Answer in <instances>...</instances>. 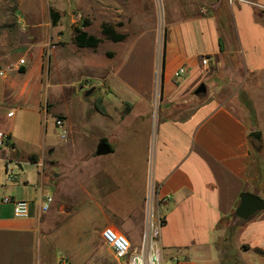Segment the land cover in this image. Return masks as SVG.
<instances>
[{
    "label": "crops",
    "instance_id": "1",
    "mask_svg": "<svg viewBox=\"0 0 264 264\" xmlns=\"http://www.w3.org/2000/svg\"><path fill=\"white\" fill-rule=\"evenodd\" d=\"M160 3L165 31L159 101L184 102L183 108L156 125L144 124L159 98L157 30L137 36L119 56L112 52L118 60L106 75L110 87L116 94L135 96H127L131 102L126 96H104L99 101L105 114L93 109L87 116L98 113L106 121L113 110L121 120L123 112L116 111L113 97L120 110L129 106L125 116L134 115L138 123L104 125V134L94 136L90 131L94 145L82 160L114 156L91 174L75 162L62 167L56 145L21 126L46 108L67 122L65 112L43 103L44 55L51 59L58 46L45 47L54 36L59 45L65 43L57 28L60 19L52 26L49 17L32 30L45 38L20 49L26 60L23 72L13 69L0 76V131L10 137V149L0 154V264H121L101 233L112 228L137 248L159 218L160 264H230L231 252L240 264H264V255L255 251L264 252V210L246 223L233 217L241 193L264 200V0ZM85 31L102 35L101 30L99 35ZM76 48L67 61L72 57L81 68L88 67L95 49L84 54ZM204 57L206 66L200 61ZM181 67L185 74L176 80ZM217 73L226 77L212 81ZM206 82L211 91L197 98L194 90ZM232 86L242 91L249 110L236 102V92L229 94ZM254 132L260 133L259 140L251 137ZM125 138L131 140L130 149L118 143ZM102 141L110 152L96 156ZM66 144H73L71 138ZM2 197L27 201L28 216L15 218ZM47 197L49 207L43 211ZM230 228L235 231L228 240Z\"/></svg>",
    "mask_w": 264,
    "mask_h": 264
},
{
    "label": "rangeland",
    "instance_id": "2",
    "mask_svg": "<svg viewBox=\"0 0 264 264\" xmlns=\"http://www.w3.org/2000/svg\"><path fill=\"white\" fill-rule=\"evenodd\" d=\"M50 10L59 14L60 22L57 28L64 33L65 43L59 45L60 42L54 36L50 38L45 47L49 51L53 50L54 46H58L57 51L51 53V59L48 58V55H44L43 72L46 90L43 103L48 101L54 108L66 113L67 136L65 140L60 139L59 130L54 126L56 116L52 111L45 116H28L21 126H28L26 130H36L46 137L47 142L54 143L58 148L56 159L60 161L62 167L69 168L75 162L82 172L91 174L99 163H106L114 159L113 155H106L101 160H82L93 148V136L104 134V125L138 122L134 115L126 117L125 114L128 113L129 106L123 105L120 110L119 101L113 97V104L118 107L116 111L123 112L121 120L107 104L106 108L111 111L109 119L106 121L98 113H94L90 118L87 114L89 110L95 109L96 103L104 96H135L130 91L117 92L116 94L106 77L116 65L120 52L126 49L137 36L157 30L161 63L165 31L162 5L160 0H0V68L23 57L20 49L25 45L44 40V36L36 34L32 30L50 17ZM77 15L80 16V21L73 22ZM83 20H87L89 23L83 30H89L99 35L101 25L108 23L115 28L117 33L124 36V40L112 42L100 35L101 44L95 48L94 54L91 53L92 58L88 57L89 59H87L90 64L88 67L81 68L77 59L74 60L71 57L70 62L67 60L71 50L76 47L70 41L72 39L69 37V30L73 35L75 27H80ZM76 49L79 53L84 54H89L92 50L91 48ZM112 52L118 53L117 58ZM59 55L63 57V60L58 57ZM107 74L108 76H106ZM224 77L226 76L223 73H217L212 81L220 82ZM206 83L203 84L210 92L212 86L209 82ZM157 86L159 88V72ZM235 89L236 86H232L229 94L236 92ZM241 93L242 91L236 92V102L249 110L248 105L243 102L244 96ZM158 96L159 98L154 103V111L144 117V124L156 125L158 121L173 118L178 110L183 108L184 102L176 105L162 103L161 100L159 101V93ZM205 96L196 97L204 98ZM126 99V102H131L130 97ZM91 130L93 136L90 134ZM106 137L111 141L109 134ZM68 138H71L73 144H66ZM118 141L125 148L130 149L132 146L131 140L127 138ZM229 256L231 262L228 263L240 264L235 261L236 256L233 252ZM126 263L127 260L121 261V264Z\"/></svg>",
    "mask_w": 264,
    "mask_h": 264
},
{
    "label": "built area",
    "instance_id": "3",
    "mask_svg": "<svg viewBox=\"0 0 264 264\" xmlns=\"http://www.w3.org/2000/svg\"><path fill=\"white\" fill-rule=\"evenodd\" d=\"M80 21V16L77 15L73 22ZM202 66L208 64L207 58H201ZM26 64L25 58L19 59L14 65L5 66L0 69V76H5L13 69L19 70ZM185 74L183 67L179 68L174 73V78L180 79ZM46 107V106H45ZM43 115H47V108L43 110ZM13 112H9L7 117H12ZM54 126L59 130V137L62 140L66 139L67 129L64 118L58 116L54 118ZM10 149V137L7 133L0 131V154L2 150ZM38 168L43 167L42 162L36 164ZM6 172L10 173L6 166ZM47 203L42 207L43 211H47L50 199L46 198ZM1 202L12 206L13 216L15 218H25L28 216L29 203L23 200H15L10 197H2ZM163 227V219L159 218L158 222L154 226H150L145 234L142 236L141 244L137 248H133L128 239L121 233L115 231L112 228H106L101 233V239L104 244L111 250L113 257L117 261L127 260V264H160L161 263V250L158 247V239Z\"/></svg>",
    "mask_w": 264,
    "mask_h": 264
},
{
    "label": "trees",
    "instance_id": "4",
    "mask_svg": "<svg viewBox=\"0 0 264 264\" xmlns=\"http://www.w3.org/2000/svg\"><path fill=\"white\" fill-rule=\"evenodd\" d=\"M50 19H51V24L52 26H56L58 21H59V14L56 11L50 10ZM89 25L87 20H83L81 22L80 27H75L74 29V37L72 42L74 45H76L78 48H91L95 49L101 44V38H98L93 35H89L83 28L87 27ZM101 34L107 38L108 40L112 42H121L124 40V36L122 34H119L116 32L115 28L108 24V23H103L101 25ZM221 49V46H220ZM21 72H23V68L21 69ZM162 79H163V58L162 62L160 65V75H159V94L161 95L162 91ZM95 110L99 112L100 114L104 115L105 110L103 106L101 105V102L98 101L95 105ZM234 228L228 229L226 236L227 239L230 240L231 237L234 235ZM256 253L264 255V252L256 249Z\"/></svg>",
    "mask_w": 264,
    "mask_h": 264
},
{
    "label": "water",
    "instance_id": "5",
    "mask_svg": "<svg viewBox=\"0 0 264 264\" xmlns=\"http://www.w3.org/2000/svg\"><path fill=\"white\" fill-rule=\"evenodd\" d=\"M206 86L201 83L195 90L194 95L198 97H203L206 95ZM260 133L254 132L251 134V137L258 139ZM259 140V139H258ZM110 148L105 142H99L96 146L95 155L101 156L108 154ZM239 204L234 212V219L239 223H246L251 220L256 214L264 210V200L254 194L243 192L239 197Z\"/></svg>",
    "mask_w": 264,
    "mask_h": 264
}]
</instances>
